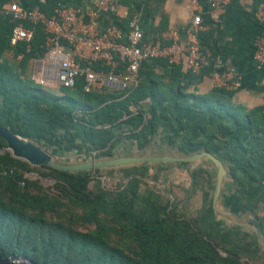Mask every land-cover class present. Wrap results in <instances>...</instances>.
<instances>
[{
	"label": "trees",
	"instance_id": "16d2710c",
	"mask_svg": "<svg viewBox=\"0 0 264 264\" xmlns=\"http://www.w3.org/2000/svg\"><path fill=\"white\" fill-rule=\"evenodd\" d=\"M8 2L0 0V7ZM56 2L47 0L41 10L46 15L52 14ZM132 15L120 23L123 31L128 30ZM14 25L9 16L0 15V127L32 139L52 154L77 150L84 151L88 157L94 153L101 159L117 152L127 153L132 146L141 151L151 144L162 118L155 105H162V100L149 86L153 81L149 80L150 75L143 77L141 71L158 59L141 67L139 84L127 96L126 92L105 85L84 91L83 79L73 89L58 87L60 95H56L26 75L28 61L39 59L44 53L43 30L35 27L29 47L24 42L13 46L10 36ZM175 86L178 91L175 90L171 106L178 107L179 100L194 98L185 93L179 80ZM230 95V91L216 87L200 96L197 106L216 103L228 108L236 120L231 134L237 137L244 135L248 128L240 123L237 110L228 106ZM146 98L153 101L147 109L140 105ZM248 116L264 125V112L251 111ZM166 121L168 138L173 145L184 126L172 115ZM209 140L204 143L206 148ZM124 142L132 145L131 148L123 145ZM7 148V142L0 137V255L3 259L26 258L31 264H264L256 237L220 228L206 192L203 206L194 217L181 213L177 202H170L168 197L152 189L141 192L140 185L148 177L147 164L126 168L127 181L122 191L116 193L96 185L91 188L92 172H68L43 165L48 170L47 176L55 180L57 196L81 210L75 215L76 221L88 229L80 230L71 223L48 218L47 212H57L53 199L41 189L30 190L22 174L30 170L28 165L8 154L1 155ZM14 166L22 172L18 173ZM205 173L190 172L195 190L207 182L202 176ZM108 215L111 223L132 232L137 249L131 255L110 244L103 231L89 228L97 223L100 226L102 216Z\"/></svg>",
	"mask_w": 264,
	"mask_h": 264
},
{
	"label": "crops",
	"instance_id": "0c3cea01",
	"mask_svg": "<svg viewBox=\"0 0 264 264\" xmlns=\"http://www.w3.org/2000/svg\"><path fill=\"white\" fill-rule=\"evenodd\" d=\"M97 1L67 0L68 5L82 11L91 9ZM12 2L22 6L33 5V0H9L8 3ZM198 2L203 23L209 25L198 36L199 44L209 54L206 70L196 74L183 64L168 65L165 59L144 66L141 71L143 77L150 75L149 80H153L155 85L150 82L149 86L158 92L163 105H155L162 114L156 134L144 150H135L124 142L123 145L132 146L129 152H117L112 157L101 159L143 157V163L114 169L147 164L148 177L153 179L156 176V181L160 175L165 176L163 172L167 171V178H171L172 173L169 172L172 169H183L187 179L185 182L175 181V185L181 189L175 200L180 212L196 216L203 206V193L206 192L214 220L220 223V228L256 237L262 251L259 254L264 255V125L248 116L251 111L264 112V65L257 67L254 59V40L264 35V24L257 22L254 16L258 1L227 0L222 8L214 12L215 20L207 13L209 7L206 0ZM189 3L190 0H121L115 15L104 14L100 17L99 27L104 29L109 25H122L132 13L139 17L146 40L163 39L170 31H177L178 42L182 44L186 40L183 30L190 20ZM217 64L232 67L238 75L239 86L231 92L228 106L237 110L240 123L248 128L244 135L235 137L231 134L236 120L228 108L216 103L197 106L198 98L215 88L208 74ZM34 71V61L29 60L26 75L34 78ZM177 80L185 87L187 95L194 96L189 101L179 100L178 107L171 106L175 90L178 91L175 86ZM139 81L126 92V96L132 93ZM152 103L150 98H146L140 105L147 109ZM188 104L192 107H188ZM131 109L135 110V107L131 106ZM170 115L184 126L173 145L166 127V117ZM210 138L206 148L204 143ZM162 166L165 168L161 169ZM194 170L207 172L202 175L207 182L196 190L190 176ZM167 178L163 179L165 189L159 191L160 195L169 197L171 182Z\"/></svg>",
	"mask_w": 264,
	"mask_h": 264
},
{
	"label": "built area",
	"instance_id": "2783aa9c",
	"mask_svg": "<svg viewBox=\"0 0 264 264\" xmlns=\"http://www.w3.org/2000/svg\"><path fill=\"white\" fill-rule=\"evenodd\" d=\"M46 1L38 0L31 7L15 2L0 7V15L9 16L15 23L10 36L11 45L24 42L29 47L35 27L40 26L43 30L44 53L41 58L33 60V79L42 87L73 89L78 80L83 79L84 91L105 85L127 92L137 85L141 67L154 59H165L168 65L183 64L196 74L208 66L209 54L199 44L198 36L209 25L203 23L198 0H190V20L183 30L186 40L182 44L178 42L177 31H170L163 39L146 40L136 14L129 18L127 31H123L120 25L100 29V17L115 15L121 0H98L87 11L68 5L67 0H56L50 15L41 10ZM257 1L255 20L264 24V0ZM206 3L209 7L207 13L215 20L214 12L227 0H206ZM254 59L257 67L264 65V35L254 40ZM208 75L215 88L232 92L239 86L237 73L227 65L217 64Z\"/></svg>",
	"mask_w": 264,
	"mask_h": 264
},
{
	"label": "rangeland",
	"instance_id": "374dc122",
	"mask_svg": "<svg viewBox=\"0 0 264 264\" xmlns=\"http://www.w3.org/2000/svg\"><path fill=\"white\" fill-rule=\"evenodd\" d=\"M46 88L50 90L53 94L60 95L57 87L46 86ZM19 137L22 140H24L27 144L36 145L38 149H40L46 156H48V158L52 162H55L57 164L80 165L92 159L99 160L98 158H96L95 154L94 156L92 155V157H88V154L85 153L84 151L80 152L77 150L52 154L50 150L47 151L44 147L36 144L32 139L25 138L22 136H19ZM5 154H8L13 157L11 151L8 148L5 149L3 153H1V155L3 156ZM17 160H19L22 163L27 164L28 168L30 169V170L24 171L23 173L21 168H17L16 166H14V169H16L18 173L22 172L23 178L26 179L29 183L30 190L36 191V188L41 189L47 192L53 199L54 207L57 212L55 214L47 212L45 214L46 217L53 218V219H60L63 222L71 223L73 224V226H75L76 228L80 230L88 229L86 225H83V223L76 221L75 215L80 214L81 210L73 208L71 204H67V202L64 199H61L59 196H57L58 194L56 193V189L54 187L55 180L52 177L47 176L48 170H45L43 168V165L31 166L24 160H21V159H17ZM125 169L126 168H122L120 170L114 169V171L112 169H97L95 170V171H98L97 173H95V171H88V172L93 173V176H92L93 179H92V182L90 183V187L94 188L96 186H100L107 191H112V193L122 191V188L124 187L123 185H125L127 181L124 176ZM183 171L184 170L181 168L172 169L169 172V173H172L171 178L169 177L167 178L168 172L166 171L167 173L163 172L165 176L160 175V178L157 181L152 178L146 179V181L144 180V182H142V185H140V191L147 193L148 191L152 189L153 191L157 193H161L159 189L160 190L165 189L164 188L165 185L163 184V179L167 178V181L171 182L170 183L171 188L170 189L167 188L168 190L171 191V192H168L170 193L168 198L170 202L171 201L174 202L176 200V196L180 195V190H181L179 186L175 185V181L185 182V179H187V175ZM5 195L6 194H4V197L8 200L7 195L6 196ZM177 214H180V213L177 212ZM187 216H190V215H187ZM110 219H111L110 215H108V217L106 218L102 216L100 226H99V223H97V224L89 225V228H91L92 230L98 228L99 231L101 232L103 231V234L105 235L107 241L110 244L117 246V247L119 246L127 255H131L137 249L136 244L132 240V232L127 231L126 228L120 226V224L111 223ZM14 261L31 264L30 260L26 258H18V259H15Z\"/></svg>",
	"mask_w": 264,
	"mask_h": 264
},
{
	"label": "water",
	"instance_id": "95a60500",
	"mask_svg": "<svg viewBox=\"0 0 264 264\" xmlns=\"http://www.w3.org/2000/svg\"><path fill=\"white\" fill-rule=\"evenodd\" d=\"M0 137L7 142L8 149L13 157L26 161L31 166L48 165L55 169L77 172V171H95L97 169H114L116 167L143 163V157H120L114 159H92L80 165H61L52 162L36 145L27 144L19 136L0 127ZM0 264H27L24 262H14L13 260L3 259L0 255Z\"/></svg>",
	"mask_w": 264,
	"mask_h": 264
}]
</instances>
